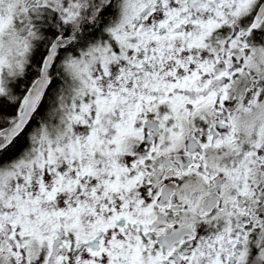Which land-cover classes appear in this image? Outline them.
Masks as SVG:
<instances>
[{"label":"snow or ice","instance_id":"1","mask_svg":"<svg viewBox=\"0 0 264 264\" xmlns=\"http://www.w3.org/2000/svg\"><path fill=\"white\" fill-rule=\"evenodd\" d=\"M0 264H264V0H0Z\"/></svg>","mask_w":264,"mask_h":264}]
</instances>
